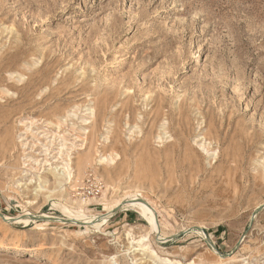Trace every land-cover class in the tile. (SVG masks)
<instances>
[{"label": "rangeland", "instance_id": "1", "mask_svg": "<svg viewBox=\"0 0 264 264\" xmlns=\"http://www.w3.org/2000/svg\"><path fill=\"white\" fill-rule=\"evenodd\" d=\"M259 206L264 0H0V213L56 219L0 218V264H264Z\"/></svg>", "mask_w": 264, "mask_h": 264}, {"label": "bare ground", "instance_id": "2", "mask_svg": "<svg viewBox=\"0 0 264 264\" xmlns=\"http://www.w3.org/2000/svg\"><path fill=\"white\" fill-rule=\"evenodd\" d=\"M160 127H163V125H161ZM103 160L104 159L99 160V162L101 163V162H103ZM62 170H63V168H62ZM65 174L68 177V179H70L71 172L66 171ZM83 203H84V205L87 204L85 201ZM84 205L80 204L76 210L62 206L61 212H62L64 218H66V220H68L70 223H72L74 225H78L82 228H85L86 230H94L95 232H100L101 228H102V224L105 222V220H104L105 216L97 217V216L88 215L87 213L84 212V207H83ZM120 207L121 208L130 207V208H136V209L140 210L141 213L143 214V216H145L148 219L151 230L154 233L158 234V231L156 229L157 227H156V220H155V216H154V211H153V208L150 205L148 200L144 199L143 197H139L138 195H130L128 197H123L122 199H120V201L115 206H113L109 210V212L113 211L115 208H120ZM34 218L51 219L54 217L51 215L45 214V213L39 214V215L25 214V215H22L21 217H18V218L7 216V215L3 214V217L1 218V220L5 224L14 223L17 221H21V223L26 224L30 221H36V219H34ZM90 225H91V227H90ZM199 233L202 234V232H199ZM163 237H162V234H159V240H161ZM151 253L155 259L160 260L163 264H170L171 261L169 259L161 258V257H158V255L156 253H153V252H151ZM214 258L217 261H222V258L220 256H216ZM110 260H112V259H110ZM113 264H115V263H113Z\"/></svg>", "mask_w": 264, "mask_h": 264}, {"label": "built area", "instance_id": "3", "mask_svg": "<svg viewBox=\"0 0 264 264\" xmlns=\"http://www.w3.org/2000/svg\"><path fill=\"white\" fill-rule=\"evenodd\" d=\"M101 187V182L94 176L89 175L85 179L84 186L82 188V195L87 199L92 198L96 193L100 192Z\"/></svg>", "mask_w": 264, "mask_h": 264}, {"label": "water", "instance_id": "4", "mask_svg": "<svg viewBox=\"0 0 264 264\" xmlns=\"http://www.w3.org/2000/svg\"><path fill=\"white\" fill-rule=\"evenodd\" d=\"M264 206H259L258 208H256V210H254V212L252 213V217H251V219H253L254 218V216L263 208ZM120 210V208H115L114 210H113V214H116V213H118V211ZM3 217V215L0 213V218H2ZM34 219H36V220H41L40 218H34ZM56 219L55 218H51L50 219V221H55ZM65 223H70L68 220H63ZM82 225V224H81ZM197 230H199V231H201L202 232V230L200 229V228H196ZM182 234V232H180L179 234H177V235H175V236H172V238H175V237H177V236H179V235H181Z\"/></svg>", "mask_w": 264, "mask_h": 264}]
</instances>
